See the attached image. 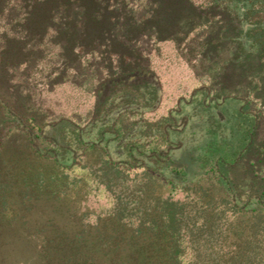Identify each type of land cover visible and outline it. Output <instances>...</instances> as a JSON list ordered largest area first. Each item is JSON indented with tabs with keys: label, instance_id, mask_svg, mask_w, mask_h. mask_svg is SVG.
Instances as JSON below:
<instances>
[{
	"label": "rangeland",
	"instance_id": "rangeland-1",
	"mask_svg": "<svg viewBox=\"0 0 264 264\" xmlns=\"http://www.w3.org/2000/svg\"><path fill=\"white\" fill-rule=\"evenodd\" d=\"M193 2L168 35L118 31L112 56H63L53 33L26 45L0 85L15 112L0 113L2 222L171 238L178 264H264V0ZM14 36L0 24V53ZM132 69L147 74L100 95ZM11 170L30 179L5 186Z\"/></svg>",
	"mask_w": 264,
	"mask_h": 264
},
{
	"label": "trees",
	"instance_id": "trees-1",
	"mask_svg": "<svg viewBox=\"0 0 264 264\" xmlns=\"http://www.w3.org/2000/svg\"><path fill=\"white\" fill-rule=\"evenodd\" d=\"M192 8H195L193 0H0V24L23 35V38L14 36L7 41L9 45L0 53V85L9 83L8 69L21 62L26 45L39 44L50 33L62 47L63 56L83 51L112 56L108 46L121 29L130 33L150 24L157 36L166 35ZM142 10L147 12L148 18L136 17ZM253 18L254 29L260 27L262 22L256 14ZM120 72L121 77L101 86L100 95L109 91L110 86L134 85L147 74L138 69ZM2 112L11 117L15 113L0 96ZM9 172L10 181L5 186L13 188L14 184L30 179L22 178L25 170L17 174ZM3 183L0 177V184ZM9 196L10 193L1 195L0 214L8 215L13 211ZM173 244L175 241L171 238L167 242L161 237L115 235L106 238L89 232L75 233L73 237L64 233L47 236L41 230L37 232L23 215L15 214L5 222L0 219V264H178L179 255L173 253Z\"/></svg>",
	"mask_w": 264,
	"mask_h": 264
}]
</instances>
